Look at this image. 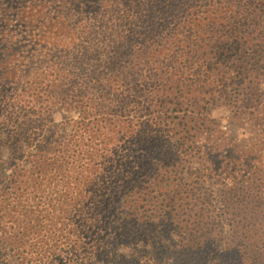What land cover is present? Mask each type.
<instances>
[{
    "label": "trees",
    "instance_id": "obj_1",
    "mask_svg": "<svg viewBox=\"0 0 264 264\" xmlns=\"http://www.w3.org/2000/svg\"><path fill=\"white\" fill-rule=\"evenodd\" d=\"M200 1L38 0V13L21 10L33 42L80 49L91 70L61 75L53 59L24 68L20 37L0 42V264H264V169L211 113L220 98L236 101L264 125V103L241 75H225L224 60L210 63L214 78L195 79L181 74L188 62L163 76L151 61L167 51L231 59L239 73L264 68V0L218 1L204 21ZM13 89L40 109L14 107ZM69 112L94 138L74 144ZM99 138L114 146L98 148Z\"/></svg>",
    "mask_w": 264,
    "mask_h": 264
},
{
    "label": "rangeland",
    "instance_id": "obj_2",
    "mask_svg": "<svg viewBox=\"0 0 264 264\" xmlns=\"http://www.w3.org/2000/svg\"><path fill=\"white\" fill-rule=\"evenodd\" d=\"M37 1L38 0H0V42H3L4 44L10 46L11 42H13L12 37H20L23 47L17 54L16 59L19 61V63L22 64L24 68H27V66H29L34 59H44L47 61L53 59V61L55 60L57 64L63 63L62 71L60 72L61 75H66L68 73V70L71 69L75 71V73L79 77L82 78L84 73L86 75V73L91 70V67L86 63L82 64V55L81 53H79L80 49L70 47L66 48L65 52V49L60 48V54L58 50L57 53L52 54L51 51H54V48L51 47L52 44H50L46 38H42V36H35L37 37V39H39V41H32V39H34L32 31L35 33V35L38 33L36 28H29V31L21 29L24 23L22 19L19 21L18 15L22 13L21 10L23 9L33 10L32 14L38 13V11H40L41 9L37 7ZM218 1L225 0L200 1V6L198 8L197 14H199V17H201L200 19L202 21L207 20L208 18L209 12H207L206 9L209 10V6L212 5L213 7V5H215V3ZM19 4L20 7H17ZM260 8H262L263 10L264 6ZM49 11V7H46L44 10H42L44 14H49ZM72 11L75 12L76 9L72 8ZM262 12H264V10ZM257 29H259V27ZM22 31L26 32L23 33ZM58 31H60V28L47 29L46 36L48 35L50 38H53L56 36V33ZM263 35L264 31L262 33V36ZM54 40L55 43L60 44L62 47H64V45H68L67 40L65 42L63 38L57 37L54 38ZM69 45H74V42L72 41ZM75 53H78V56ZM167 53V51H164L161 59H151V61L155 62L153 63L154 69H156L155 71L159 72L162 70L161 72H163V76H168L167 72H173L174 69L179 68V65L181 63L187 64L188 62L189 68H186L187 70H185V72H181V74L185 77H191L193 79L199 76H201L202 78H214L216 75L214 71L215 65L221 64L222 60H224L226 62L224 63L223 61L224 64L222 68L227 73L225 75L231 77H233V75H241V78H244L245 81L249 82L248 86H251V91L259 95V100L261 101V103H264V68H262V65L257 67L254 66L257 68L255 72L253 71L254 68L249 65L245 67L246 70L239 73L238 70H234L235 66L233 65V60L231 61V59H185L184 56H179L177 59H167L168 57H170V55L168 56ZM214 61H218V63L212 67L214 70H210L209 65L210 63H212L213 65V63H215ZM261 61H263V59ZM192 67H195V69L197 68L198 71L196 72L195 69H193V71L189 73ZM249 71L254 72L255 75L250 74ZM257 75L261 76L256 78L255 76ZM24 82L25 80H23V83ZM229 91H231V93L234 92V90ZM14 92L15 89H13V91L10 93V100L15 101L14 103L16 104L14 107L18 109L22 107V110L28 111L27 113L29 114L32 112L31 110L40 109L38 103L34 101L30 103L25 102V104H22V102H24L25 100H20V98L17 97L18 93L15 94ZM254 98H256L255 94ZM253 111L256 110L254 108H239L236 101H232V105H227L225 104V100H222V98H220L217 101L216 105L211 109L213 118L218 120L221 130L226 131L229 136L232 135L234 139H237L239 145H241L239 149L241 150L242 156L244 157L245 155H247L249 148H252L254 151V158L252 160V163H254V165L259 164L264 169V146L260 145V141L262 140V138H264V125L257 123L256 117L251 116L250 113ZM235 112L237 113L233 115V113ZM257 113L258 111H256L254 115ZM67 115H69L70 122L65 124V126H67V132L74 138V144H82V140H86L90 137L94 138L95 134L90 130L91 127H89L90 129H87L86 127H82V125L78 123L81 119L80 116H78V113L69 112ZM100 117L101 116H98L96 118L94 116V120H99ZM20 118L21 119L18 121H22V119H24L25 117L20 116ZM62 121L63 115L56 114L55 122L61 123ZM64 121L67 122L66 119H64ZM231 122H233V124ZM98 123L100 122L98 121ZM94 143H98V148H102L104 145H106L107 148H112L114 146L113 142L109 144H100V138ZM244 146H246L247 148L245 149ZM73 149H77L76 146H73ZM74 165L75 167H80V169H82L80 166L82 165V159L75 161ZM243 169L246 170L247 167H244ZM6 225H12L9 219L6 222ZM56 233L58 235H62V229L56 228Z\"/></svg>",
    "mask_w": 264,
    "mask_h": 264
}]
</instances>
